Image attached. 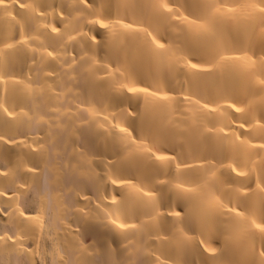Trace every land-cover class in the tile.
Segmentation results:
<instances>
[{"label":"bare ground","instance_id":"6f19581e","mask_svg":"<svg viewBox=\"0 0 264 264\" xmlns=\"http://www.w3.org/2000/svg\"><path fill=\"white\" fill-rule=\"evenodd\" d=\"M202 2L222 12L207 34L184 0L0 4V264H261L259 234L228 209L254 205L261 222L264 150L248 145L264 143L251 128L264 111V24L249 5L264 0Z\"/></svg>","mask_w":264,"mask_h":264},{"label":"snow or ice","instance_id":"6c2138e0","mask_svg":"<svg viewBox=\"0 0 264 264\" xmlns=\"http://www.w3.org/2000/svg\"><path fill=\"white\" fill-rule=\"evenodd\" d=\"M93 2H95V0H93ZM4 0H0V4H3ZM88 7H91V4L87 5ZM186 10L189 11V14L192 15L194 17V19L192 21H190L191 24L195 25L198 32L200 34H207L213 31V29L216 27V22L217 20L220 18V16L222 15L221 9L216 8L214 5L212 4H206L204 2H202V0H184V4L182 5ZM21 8L25 7V5H21ZM43 7V6H42ZM158 7L160 9H162L165 13L170 14L172 12V8H170L168 6L167 3H161L158 5ZM249 7L251 8V13L250 15H255V14H259L262 19H261V23L264 24V6H260V5H249ZM229 12H234L235 9H229ZM40 16H43L44 13L41 12L39 14ZM61 16H63V13H60ZM177 20H179V17H177ZM185 20H187V17H185ZM95 23L99 24L102 28H107L108 25L105 24L102 20H96ZM60 30L56 27L52 28V32L54 33H58ZM95 39V37H93V40ZM20 43H23V41H20ZM13 45L11 44H7L5 45V47L11 48ZM159 48H163L164 45H159ZM262 52H264V48L261 49ZM49 56H52V53L49 52L48 53ZM193 58H196V53L193 52L192 53ZM216 55H220V52L217 51ZM220 59L222 62L227 63L229 61H237L240 60V57H230V56H220ZM255 62L253 61L251 64H245L242 67H244V69L246 71L251 70L254 67ZM193 68L196 67L195 64L192 65ZM259 84L261 86H264V80H260ZM124 87L127 88V91L129 93H137V92H147L148 89L147 88H135V87H127V85H125ZM231 108L234 109V111L236 113H244L246 110L247 111H251V106H247L246 107H236L235 104L230 105ZM245 123H247V121H245ZM240 128H244V125L241 124ZM251 128L253 129H258L260 130V132L262 133L261 135V139H264V111L261 112L260 115V119L256 120L255 124L251 125ZM126 129H121V132H126ZM248 131V130H245ZM3 137H0V140H2ZM237 139H239L237 137ZM241 145H246L248 144L247 141H240ZM251 148L257 149V150H264V143H260L258 145H248ZM149 152L151 151V149L148 150ZM157 160L160 161H165L170 159L169 157H165V156H156ZM232 171H236V168L233 167ZM262 173H264V169H262ZM250 172H237V176L239 177H244V176H249ZM112 183L114 185L117 184L116 180H112ZM120 184L123 185L124 181H120ZM182 187V186H181ZM198 187H191V188H187L184 189L185 192L188 193H196L198 191ZM250 187V185H249ZM257 188H260V184H257ZM260 190L262 192H264V188H260ZM141 191V199L145 202V206L149 207L150 211L154 210V194L152 192H144L142 189ZM237 193L239 194V190H237ZM245 195H247V193H245ZM113 203H116L115 199H113ZM229 203H231V201H229ZM206 205L208 207H220L221 205L219 204V202L217 201L215 195L211 192L207 193V199H206ZM237 208H240L242 210L238 211L236 208H229L228 212L232 215L233 220L235 221L234 223V227L239 225V222L245 218L246 214H247V219H248V226L247 228L244 229V231L246 233L251 234L253 237L258 233L259 234V238H260V245H261V250L259 252V256L261 258H264V201L261 202V207H260V219L261 222L257 223V221L253 218L256 214L255 212V206L254 205H250V204H243V205H237ZM149 214V220L150 221H155L156 217L150 215V213H146ZM165 215L167 216H176V217H181V212H175V213H158L157 216L160 217H164ZM113 223H115V221H113ZM118 228H120L121 230H131L134 229L136 227V225H126V224H119L117 225ZM165 231H167V229H165ZM189 231H192L193 233L195 232V228L189 224ZM225 231H227V229H225L223 226L218 225L217 229H216V236L213 237L217 243L220 242L219 240V236L222 235ZM201 236L205 235V232L203 230H201L200 232ZM9 239H11V237H9ZM163 239H167V237H164ZM193 237L187 236V235H183L182 239H181V244L184 246H187L191 241H192ZM196 243L203 248V251L206 253H209L211 256L215 257L216 255L219 254V249L217 248H210V247H205V240L203 239H198L196 240ZM60 264H63V261L60 262ZM139 264H144L143 261L139 262ZM245 264H256V261L253 260L251 262H245ZM261 264H264V259L261 260Z\"/></svg>","mask_w":264,"mask_h":264}]
</instances>
